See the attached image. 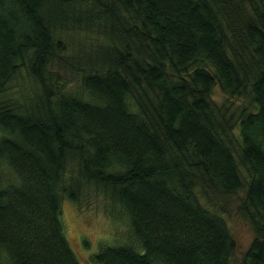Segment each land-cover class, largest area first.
I'll list each match as a JSON object with an SVG mask.
<instances>
[{
    "label": "trees",
    "instance_id": "obj_1",
    "mask_svg": "<svg viewBox=\"0 0 264 264\" xmlns=\"http://www.w3.org/2000/svg\"><path fill=\"white\" fill-rule=\"evenodd\" d=\"M240 191L264 264V0H0V264H80L62 203L95 199L129 228L96 264H235Z\"/></svg>",
    "mask_w": 264,
    "mask_h": 264
},
{
    "label": "rangeland",
    "instance_id": "obj_2",
    "mask_svg": "<svg viewBox=\"0 0 264 264\" xmlns=\"http://www.w3.org/2000/svg\"><path fill=\"white\" fill-rule=\"evenodd\" d=\"M59 39L65 43L68 55L76 54L81 49H88L97 43L108 45L104 39L84 33L61 34ZM211 98L229 109L240 103L238 99L224 95L218 87L213 90ZM242 196L243 192L240 191L235 196L219 198L217 201L226 210L223 217L237 243L238 249L233 258L235 264H243V255L254 238L253 231L236 212ZM106 207L107 203L102 199L88 201L81 208L68 200L62 203L61 222L65 236L80 264H96L92 257L101 247L126 242L129 232L127 219H113L108 215Z\"/></svg>",
    "mask_w": 264,
    "mask_h": 264
}]
</instances>
